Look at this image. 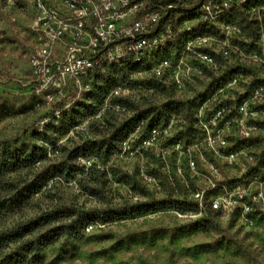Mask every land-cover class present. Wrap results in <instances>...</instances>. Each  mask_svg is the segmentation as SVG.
Listing matches in <instances>:
<instances>
[{"label": "clouds", "instance_id": "clouds-1", "mask_svg": "<svg viewBox=\"0 0 264 264\" xmlns=\"http://www.w3.org/2000/svg\"><path fill=\"white\" fill-rule=\"evenodd\" d=\"M41 177L0 260L264 264V0H0V198Z\"/></svg>", "mask_w": 264, "mask_h": 264}, {"label": "trees", "instance_id": "trees-1", "mask_svg": "<svg viewBox=\"0 0 264 264\" xmlns=\"http://www.w3.org/2000/svg\"><path fill=\"white\" fill-rule=\"evenodd\" d=\"M23 158L28 159L29 157L27 154H25ZM44 179L45 177H41L35 183L29 184L25 189L17 191L16 195L14 196L0 198V221H2L10 211H14L16 208L20 207L28 193L38 190ZM0 187H2L5 191L16 190V185L10 183H0ZM46 217L47 215H43L38 217L36 220L29 221L27 224L19 225L15 228H4L3 231H0V251H2L15 240L22 239L24 235L33 231L36 227L48 223ZM52 232L53 231L49 230L47 234ZM40 246L41 242L39 238L36 241H30L27 244L22 245L19 249L4 256V258L0 260V264H38L37 257ZM34 250L36 251V255H34L29 261L27 258V253Z\"/></svg>", "mask_w": 264, "mask_h": 264}, {"label": "rangeland", "instance_id": "rangeland-1", "mask_svg": "<svg viewBox=\"0 0 264 264\" xmlns=\"http://www.w3.org/2000/svg\"><path fill=\"white\" fill-rule=\"evenodd\" d=\"M44 215H47L46 220L48 223L51 222L52 219L57 218L60 215V212H49L45 213ZM260 223H264V219L260 221ZM53 231L50 234L45 233L41 237H39V240L41 242V246L38 252V264H44V260L46 259V256L44 255V248L48 246V244L54 242L58 234L62 231L60 228H55V229H50ZM191 251L189 249H183V250H178L174 255H179L182 256L184 252ZM74 258H80L82 260L86 261V264H97L98 260H103L104 264H132V260L128 257H124L123 253L120 249L119 245L114 246L112 249H106V250H101L99 252H91V253H82L79 251H76L74 253ZM194 260L197 261V264L201 260L205 261V264H207V261L204 257L199 256V255H193L192 257ZM60 257H57L55 260L51 261L50 264H58V260ZM136 264H149V262L145 259H137Z\"/></svg>", "mask_w": 264, "mask_h": 264}]
</instances>
